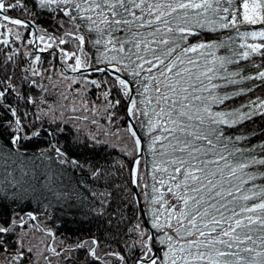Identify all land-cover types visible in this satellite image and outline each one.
Here are the masks:
<instances>
[{"label":"trees","instance_id":"16d2710c","mask_svg":"<svg viewBox=\"0 0 264 264\" xmlns=\"http://www.w3.org/2000/svg\"><path fill=\"white\" fill-rule=\"evenodd\" d=\"M4 2L7 5L13 0ZM136 2L139 3V0ZM149 2L154 3L156 0ZM160 2L165 3L167 0ZM242 2L243 0H233L229 5L227 0H221L215 15L211 10L203 12L201 9L197 11L203 12V15L197 17L194 10H188V26L198 35L189 36L187 41H181L179 33L164 34V26L159 23L151 27L145 25L143 28L139 27L141 21L122 25L101 23L100 10L89 11L93 7L91 0L57 2L43 8L39 6L38 0H32L27 4L31 14L20 9H9L5 12L8 16L31 20L52 34L64 53L65 51L73 53L66 58L68 64L75 65L76 57L79 56L83 62L82 67L110 66L113 69L119 67L120 73L131 82L133 98L136 100L135 115H131V118L143 142L139 163L134 168V179L148 224L154 232V248L156 257H159V264H163L165 260L164 253L168 251L169 236L173 238L171 243L176 247L185 244L187 240H195L199 234L193 230V236H186L185 230L190 228L187 219L183 221L185 228L180 229V235L176 231L180 228L176 217L185 208L178 197L185 195L186 190L183 184L180 189L175 188V185L183 180V176L176 174L174 166L167 162L176 157L187 158L186 152H173V146L176 144L173 136L181 134H170L163 130L171 128L172 125L166 123L167 116L160 119L156 115L161 107L167 111L163 101L157 103L156 97L159 93L155 91L156 81L150 82L145 79L149 75L147 72H141L140 77H134L131 73L135 65L129 60L139 63L136 60L135 47L138 41L168 39L167 46L151 45L158 49V55L179 43L180 47L176 48L169 59L174 60L179 55L184 63L180 64L177 61V66L170 75L175 82L179 78L174 74L182 72L184 77L182 86L192 85L197 89L192 91V88H189L193 96L202 98L201 101H193L195 105L200 107L208 105L212 112H229L237 109L245 113L255 112L250 119L240 121L231 127L219 126L226 136L241 137L238 142L233 139L228 145L229 151H233V145L242 149L241 153L229 157V163L235 166L238 162L249 160L251 156L264 158V152L261 150L264 146V108H255L250 104V101L258 104L264 100V80L246 78L255 77L258 72L264 71V55L261 54L264 53V49L252 53L247 47L250 44H264V39L251 36L252 32L264 31V23L238 22L228 28L219 27V24L224 22L221 17L229 16L232 12L241 13L238 20L242 19L243 9L240 7ZM78 4L80 8L76 7ZM213 7L217 6L214 4ZM223 7H228L229 13L220 10ZM120 11L123 13L122 9ZM134 11L137 16H142L143 21L154 18L146 13L142 14L139 9ZM105 15L109 21L113 20L107 10ZM117 18L132 20L126 13ZM184 18V10H178L168 18L169 26L172 28H176L177 25L184 26ZM197 20L204 26L200 27ZM209 20L215 23L209 25ZM157 27L161 28V33L149 35ZM212 27H215V31L210 30ZM29 34L28 27L3 24L0 21V65L7 68V75L13 78L11 81L6 80V83L12 84V95L7 96L3 102L17 107L24 125L29 128L35 124L37 128L54 129L58 134L55 137L42 135L40 138H34L26 151L22 148L20 152L14 153V150L9 152L8 148H4L3 152H0V188L8 197L9 222L12 219L16 220L10 233L0 234L6 242L4 248L0 249V264L9 262L29 264L30 252L19 248L17 236L18 232L23 231L28 225L44 231L52 248L59 253V255L53 253L52 258L46 260V264H134V261L143 255L145 251L143 241L150 235L136 205L130 182L129 166L137 153V145L135 138L128 131L126 96L123 94L125 90L119 87L114 77L105 72L93 71L78 76H67L59 70L56 60L50 54L38 55L33 52L26 55L30 48ZM78 36L85 38L83 46L76 39ZM5 40L7 43H4ZM61 40L64 43H61ZM97 40L100 41L99 44L96 43ZM199 42L223 43L224 47L201 50L203 54L201 52L183 54V48ZM121 46L124 48L123 52L119 51ZM245 51L250 53L247 59L241 55ZM211 53H215V56ZM139 54L146 55L148 59L152 58L150 53H144L143 44ZM217 56L229 58L234 62L226 63L220 68L219 62L215 60ZM8 57L12 59L9 60ZM36 57L40 59L37 61ZM189 58L196 63L189 64ZM168 62L165 60V64ZM124 65L128 67L125 68ZM147 67L149 65H145V68ZM209 67L216 70L212 83L222 87L211 89L209 81L200 75ZM185 69L188 71H184ZM33 70L39 74L34 75ZM162 70L163 67L153 69V74L159 77ZM231 73L239 75L232 76ZM0 77H4L3 72H0ZM159 78L163 80V77ZM228 79H234L238 83L229 84ZM91 81H96V84ZM136 81H139V84ZM145 85L149 88L147 92ZM180 86L178 85V88ZM3 87L4 85H0V90ZM204 88H209V91H203ZM165 91L167 90L161 87V92ZM106 92L109 93L107 98L104 95ZM236 93L239 95H235ZM18 94L24 98L31 97L33 103L26 104L24 99L17 100ZM225 94L232 99L223 104L212 103L213 95ZM116 100H120V104L110 107L109 101L114 104ZM191 111L194 113L196 108H191ZM173 118L175 119V116ZM187 123L195 125L198 121ZM205 128L207 129V124ZM157 137H160L158 141ZM69 146L71 151H66L63 158L65 162L62 164L60 162L62 158L53 148L60 147L66 150ZM218 148L222 149L223 145H218ZM223 154L227 155V152ZM214 158L211 154L208 157ZM73 159L77 160L76 165L69 162ZM223 163L221 161V166ZM157 165L160 168H167L168 171H158ZM210 168L215 170L216 166L210 165ZM96 169H99V174L94 177L92 172ZM227 171L225 169L224 175L229 183H225L224 187L231 188L237 197L242 194L252 195V192L264 188V176L261 175L264 173V167L250 166L245 169V172L257 175L255 181H248L246 184L228 177ZM173 175L176 176L175 180L171 179ZM237 175L243 180H248L247 176L240 173ZM215 179L219 180L220 176L217 175ZM161 180L164 181L163 184L159 182ZM236 186L241 189L239 193L235 191ZM169 188L173 191L170 192ZM187 195L196 196L197 199L203 195L207 199L204 192L197 194L189 191ZM231 199L227 197V200ZM258 202L259 197H254L251 201L239 200L238 204L250 206ZM205 206H198L189 200L187 210L194 214L197 208L203 211ZM229 207H235L236 211H239L235 202ZM170 212L175 213V216L170 218ZM29 213L35 216V219H31ZM156 222L161 225L160 228L153 227ZM2 223L3 221H0V224ZM169 223L171 227L168 226ZM197 225L202 226L199 219ZM250 235L255 244L245 241L242 247L254 248L252 256H255L256 252H264V244L258 239L264 232L258 224L252 226ZM92 241L96 243L93 244ZM149 244L151 246V241ZM78 245L83 246L77 247ZM93 249L95 257L89 255ZM192 251L196 252L197 249L193 248ZM19 252H23L22 257L19 256ZM114 254L123 256L124 261ZM177 254L184 255L179 252ZM14 256L17 257L15 260ZM261 259L264 258L256 257L257 261Z\"/></svg>","mask_w":264,"mask_h":264},{"label":"snow or ice","instance_id":"6c2138e0","mask_svg":"<svg viewBox=\"0 0 264 264\" xmlns=\"http://www.w3.org/2000/svg\"><path fill=\"white\" fill-rule=\"evenodd\" d=\"M32 2V0H13L7 5L4 0H0V13L7 12L9 9L16 10L20 9L22 11H30L27 8V4ZM69 3L70 0H38L39 6L41 8L53 4V3ZM93 7L89 11H95L99 9V16L102 18L101 23L104 24H132L133 21H141L139 27L143 28L145 25L151 27L157 23L162 24L163 33H179V39L181 41H187L189 36H196V33L192 27H189V20L187 18L188 10H194L195 15L200 17L203 15V12L211 10L213 14H217L218 8L221 5V0H167V2L162 3L160 0H156L154 3H150L149 0H139V3L136 0H91ZM233 0H227V3L231 5ZM217 7L214 8L213 5ZM35 6V5H34ZM77 8H80V5H76ZM242 19L238 20V17L241 16L239 12H232L229 16L221 17L223 23L219 24L220 28H228L230 25L235 26L238 22H246L249 24H256L258 22L264 23V0H243L242 4ZM123 10V13L120 10ZM136 9H139L142 14H147L154 17L147 21L142 20V16H137L135 14ZM203 9V12L197 11ZM105 10L111 13L113 20L109 21L105 15ZM178 10H184V26L177 25L176 28L169 26L170 20L168 18L172 17L173 13H177ZM222 10L224 13H229L228 7H223ZM124 13L132 17V20L119 19L117 17L122 16ZM68 13H65L67 15ZM4 20L9 21L14 25H22L27 27L28 24L18 18H10L7 15L0 17ZM88 19H92L88 17ZM95 23V21H93ZM215 21L209 20L208 24L213 25ZM197 24L200 27H203V24H200V21L197 20ZM210 30L215 31V27L210 28ZM161 28L157 27L149 35L155 36L161 33ZM251 36L253 38L260 37L264 39V31L252 32ZM41 41L44 40L43 36H40ZM76 39L79 40L80 45L85 44V38L83 36H78ZM64 43L63 40L60 41ZM4 43H7L5 40ZM97 44L100 43L99 40L96 41ZM111 43V41H108ZM143 44L144 53L151 54V59L146 58V55H140L139 51ZM153 44L165 45L169 44L168 39L160 40H141L135 44L137 49L136 61L129 60L130 63L134 64L135 67L132 71L134 77H140L141 72H147L149 75L145 79L151 81H156L155 91L159 93L156 97L157 103L163 101V104L167 106V111L164 107L160 108V111L156 114L158 118L162 119L164 116L168 117L166 123L172 125L171 128H164V131L173 133H180L181 135H174L173 138L176 140V144L173 146V152L187 153V158L176 157L173 160L167 162L174 166V172L176 174L182 175L183 180L180 183L175 185L176 189H180L181 184L185 187V195L178 197L182 200L185 208L181 210L180 215L177 218V222L180 225V228L176 229L177 234L180 235V229L185 228L183 223L184 219H187L190 228L185 230V234L188 237L194 235L193 230L198 232V237L195 240H187L185 244H179L176 247L171 243L172 237L169 236L168 240L170 241L168 245V251L164 253L165 260L163 264H197V262H202V264H264V259L259 261L256 260V257L264 258V252H256L255 256H252V253L255 251L254 248L242 247L245 244V241H249L255 244L252 235V226L259 225L262 232H264V188H261L258 192H252V195L242 194L239 197L234 195L231 188H225L224 184L229 183L225 177V169H227V176L233 179L240 180L241 184H246L248 181H255L257 175L245 172V169L250 166H259L264 167V158H256L251 156L249 160L238 162L235 166H232L229 163V157L235 156L237 153H241L242 149L235 147L233 145V151L228 150V145L230 142L241 140L240 136L235 138L226 136L224 131L219 127L220 125L231 127L234 124L239 123L240 121L250 119L255 112L245 113L241 112L239 109L229 112H212L208 105L200 107L195 105L193 101H201L200 96H193L189 91V88H192V91H196L194 86L189 85V87H183L182 81L184 77L182 72H176L174 75L179 79L173 82V76L170 75L173 73V69L177 66V61L180 64H183L184 61L178 55L174 60L169 59L176 48L180 47L179 43L175 44L174 48H168L166 52L157 54L158 49L151 47ZM51 47V45H47ZM222 48L224 47L223 43L215 44L212 42H199L196 44H189V46L183 48V54L188 53H197L201 50L211 49V48ZM251 49L252 53L260 52L261 49H264V44H250L247 46ZM43 51V49H42ZM119 51L123 52L124 48L121 46ZM201 54H203L201 52ZM215 56V53H211ZM249 52L245 51L241 55L244 59H247ZM264 55V53H261ZM68 53H65V56H68ZM9 60L12 57H8ZM40 58L36 57L38 61ZM115 59V58H113ZM165 60L169 62L165 64ZM215 60L219 62L220 68H223L224 65L231 64L232 61L229 58L223 56L215 57ZM119 63V61H118ZM189 64H195L196 62L192 59H188ZM83 62L80 57H76V66L73 67V71H77L81 68ZM145 65L149 67L145 68ZM127 68V65H124ZM163 67V70L159 72V77H163L161 80L159 77L153 74V69H158ZM95 71L103 72L105 69L97 68ZM114 72H120L121 68L114 67ZM184 71H188L185 69ZM215 69L212 67L207 68V71L202 72L200 75L204 76L210 84L211 89H217L222 87L219 84L212 83V80L215 76ZM0 72L4 73V77H0V85H4L3 89L0 90V152H3L4 148H8L9 152L18 153L20 149L27 150L29 144L33 141L34 138H40L42 135L48 137H55L58 133L56 130H47L43 127L37 128L35 124L29 128L24 125L23 120L19 115V109L17 107H12L10 104H5L3 101L7 99V96L12 95V84L6 83V80L11 81L13 78L7 75V68L0 65ZM212 73V75H209ZM34 75L39 73L33 70ZM232 76H237L239 73H231ZM191 74L189 73V78ZM226 79L225 77H221ZM247 79H259L264 80V71L258 72L255 77L248 76ZM199 79V77H197ZM119 87L124 91V96L128 97L130 107L127 108L129 115H135L136 100L132 97L130 88V82L125 79L116 77ZM91 83L96 84V81H91ZM139 84V81H136ZM229 84H236L238 81L234 79H228ZM178 85H181L178 88ZM161 87L167 91L161 92ZM145 91L149 90L148 85L144 86ZM203 91H209V88H204ZM169 93L171 95H169ZM7 94V95H6ZM105 98L108 97L109 93H105ZM235 95H239L236 93ZM179 97V99H176ZM191 97V99H190ZM24 99L26 104L33 103L31 97L24 98L22 95L17 96V100ZM232 99L231 96L225 94L223 96L213 95L211 97L212 103L223 104L225 101ZM171 100V103L169 101ZM120 104V100H116L113 104L112 101H109L110 107H115ZM250 104H253L255 108H264V100H261L258 104L255 101H250ZM179 105V107H177ZM195 107L196 111L193 113L191 108ZM175 116V119L173 118ZM39 119V117H37ZM198 121V124H191L187 122ZM187 121V122H186ZM95 122V121H94ZM207 124V129L205 125ZM131 132L132 136L135 137L136 133L132 131V126H129L128 129ZM214 137V139H213ZM160 137H157L158 141ZM167 139V137H165ZM247 139V137H244ZM156 141H154L155 143ZM137 148H139L140 141L137 139L135 141ZM218 145H223V148H218ZM53 150L62 158L61 163L63 164L65 160L63 159L66 155V151H71V146L66 150H62L60 147H54ZM262 152H264V146H262ZM227 152V155L223 153ZM13 153V154H14ZM214 156V159H208L209 155ZM221 161L223 165L221 166ZM71 164L76 165L77 160L73 159L69 161ZM136 164L139 161H135ZM210 165H215V170L210 168ZM158 171H168L167 168H160L157 165ZM132 174L135 175V169L133 168ZM240 173L243 176H247L248 180L241 179L237 174ZM99 169H96L92 172L94 177L98 176ZM217 175L220 176L219 180L215 178ZM264 176V173H261ZM171 179L175 180L176 176H171ZM161 184L164 183L163 180L159 181ZM198 185V186H197ZM219 189V190H217ZM169 191H173L172 188H169ZM201 193L204 192L207 194V199L205 196H199V199L196 196H189L187 192ZM235 191L239 193L241 191L239 186H236ZM101 195H104L101 193ZM227 197H231V200H227ZM254 197H259L258 203H252L248 205H239L238 201H251ZM7 195L3 194V189L0 188V221H3L0 224V234L10 233L12 231V225L16 224V220L12 219L9 222L10 214V205L7 202ZM189 200L195 202L196 205H206L203 208V211H200L199 208L196 209L195 213H190L187 208L189 205ZM236 203V206L239 207V211H236L235 207H229L230 204ZM230 213L225 215V213ZM31 219H35V216H32L31 213L28 214ZM175 216V213L170 212L169 217ZM210 219H206L209 218ZM157 217V221H158ZM202 222V226L197 225V220ZM7 224L8 226H3ZM226 225V227H225ZM171 227V224H168ZM153 227L160 228L161 225L156 222L153 224ZM219 229V231H218ZM213 233L215 235H213ZM51 234V233H49ZM204 239H200V238ZM243 237V239L241 238ZM183 238V237H181ZM261 240V243L264 244V235L258 237ZM152 240V237L149 236L147 240L143 241V248L145 249L142 256L138 257L134 264H159V257L151 255L153 248L150 246L149 241ZM163 242V241H162ZM4 238L0 235V249L4 248ZM96 243V241H92ZM83 245H78L77 247H82ZM196 248L197 251L193 252L192 249ZM6 250V249H5ZM49 251L53 252L56 255H59L54 248H50ZM177 252L183 253L184 255H177ZM242 253L246 255H242ZM90 256L95 257V250L89 252ZM117 255L118 258L124 261L123 256ZM19 256H23V252H19ZM17 257H13L15 260ZM47 259V257H45ZM98 259V257H97ZM11 264V262H9Z\"/></svg>","mask_w":264,"mask_h":264},{"label":"rangeland","instance_id":"374dc122","mask_svg":"<svg viewBox=\"0 0 264 264\" xmlns=\"http://www.w3.org/2000/svg\"><path fill=\"white\" fill-rule=\"evenodd\" d=\"M3 14L7 15V13L5 12H3ZM0 17L2 16L0 15ZM0 21L3 22V24H7V23L11 24L9 21L4 20L2 18H0ZM35 27L37 30L36 36H35L36 47L40 49L55 48L56 50H58V54L61 58V61L64 62V65H66L67 68H73L76 66V64L70 65L68 64V62H66V58H67V56H65L66 51L64 53L61 46L58 44V42L56 41L54 36H52V34H50L49 32H47L46 30L42 29L41 27L37 25ZM40 36L44 37L43 41L39 39ZM49 44L51 45V47H47V45ZM29 46L30 48H29V51L26 53V55H28L29 53H33V52L36 53V51H33L32 41H30ZM67 53L69 55L73 54L72 52H67ZM37 54L39 55V53ZM44 54L45 55L50 54L51 56L54 57L51 51H49L48 53H42V55ZM81 68H85V67H81ZM67 76H70V75H67ZM17 236H18L19 248H24L25 251L27 250L28 252H30L31 257H30L29 264H46V260L52 258L53 252L49 251V249L52 248V246L49 243V240H48L49 237L47 236V234H45L44 231L41 232L39 229H36L35 227L28 225V227H26L23 231H19ZM45 257H47V259H45Z\"/></svg>","mask_w":264,"mask_h":264},{"label":"water","instance_id":"95a60500","mask_svg":"<svg viewBox=\"0 0 264 264\" xmlns=\"http://www.w3.org/2000/svg\"><path fill=\"white\" fill-rule=\"evenodd\" d=\"M0 15L4 16L3 13H0ZM9 17L10 18L21 19V20L25 21L28 24L27 27L30 29V38H31V41H32L33 51H36V53H39V54L48 53L49 51H51L53 53V55H54V58L56 59L57 65H58V67H59V69H60V71L62 73L66 74V75H70V76H78V75L86 74V73H89V72H93L97 68H103V69H105V71H103V72H105L108 75L114 77L115 79H116L117 76H119L120 78L125 79L126 81H129L122 73L114 72L113 68L110 67V66L85 67V68H79L77 71H73L72 70L73 68H67L66 65H64V62L61 61V58H60V56L58 54V50H56L55 48H49V49H43V51H42V49L36 47L35 36H36L37 30H36V27H35L36 25L34 24V22H32L31 20L25 19V18L18 17V16H9ZM130 88L132 89L131 95L133 97V87H132L131 82H130ZM130 106L131 105L129 103L128 97H126V110H125L126 118H127L128 123H129V126L130 125L132 126V131L136 133V135L134 137L135 140L138 139L140 141L139 148H137V153L134 156V158L132 159V161L130 163V166H129L130 182H131V186H132V190H133L134 199H135L136 205L138 207V210L140 212V215H141V218L143 220V223H144L145 227L147 228V230L149 231V235L152 237L151 246L153 248V252H152L151 255L156 256V250L154 248V233H153V230L150 228V226L148 224L145 211L143 209V206L141 204V201H140V198H139V195H138V191H137V186H136V182H135V179H134V175L132 174V171H131L133 168H135V165H136L135 161H139V158H140L141 153H142L143 142H142V138L140 136V133H139L137 127L135 126V124H134V122H133V120L131 118V115H129L128 112H127V108L130 107Z\"/></svg>","mask_w":264,"mask_h":264}]
</instances>
